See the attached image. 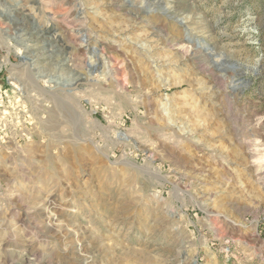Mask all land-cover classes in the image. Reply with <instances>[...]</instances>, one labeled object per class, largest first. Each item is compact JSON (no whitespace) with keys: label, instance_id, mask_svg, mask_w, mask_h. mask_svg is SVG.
Wrapping results in <instances>:
<instances>
[{"label":"rangeland","instance_id":"1","mask_svg":"<svg viewBox=\"0 0 264 264\" xmlns=\"http://www.w3.org/2000/svg\"><path fill=\"white\" fill-rule=\"evenodd\" d=\"M6 59L0 264H264V0H0Z\"/></svg>","mask_w":264,"mask_h":264},{"label":"bare ground","instance_id":"2","mask_svg":"<svg viewBox=\"0 0 264 264\" xmlns=\"http://www.w3.org/2000/svg\"><path fill=\"white\" fill-rule=\"evenodd\" d=\"M9 22V21H8ZM18 53V52H17ZM9 63V60H4V62L3 63H1L0 64V67L2 66V65H6V64H8ZM52 67V66H51ZM57 74V73H56ZM65 80V79H64ZM74 80V79H73ZM81 83V82H80ZM81 86V85H80ZM79 85H78V87H80ZM87 87V86H86ZM77 88V87H76ZM56 90V89H55ZM98 90V89H97ZM186 99V98H185ZM184 99V100H185ZM187 102V101H186ZM189 102V101H188ZM145 103V102H144ZM169 104V103H168ZM166 106H167V104H166ZM156 109V108H155ZM193 111V110H192ZM163 113H164V111H163ZM188 113V112H187ZM194 113V112H193ZM202 117H203V115H202ZM199 118V117H198ZM201 120V119H200ZM204 120H206V118H204ZM199 123V122H198ZM166 125V124H165ZM215 125V124H214ZM218 125V124H217ZM94 127V126H93ZM157 131H159V129L157 130ZM84 135V134H83ZM86 135V134H85ZM124 165V164H123Z\"/></svg>","mask_w":264,"mask_h":264}]
</instances>
